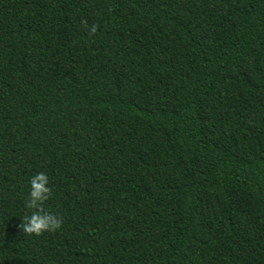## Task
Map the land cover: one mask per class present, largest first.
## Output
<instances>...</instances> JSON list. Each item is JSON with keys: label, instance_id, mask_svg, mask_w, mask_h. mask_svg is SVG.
Returning <instances> with one entry per match:
<instances>
[{"label": "trees", "instance_id": "obj_1", "mask_svg": "<svg viewBox=\"0 0 264 264\" xmlns=\"http://www.w3.org/2000/svg\"><path fill=\"white\" fill-rule=\"evenodd\" d=\"M0 264H264V0H0Z\"/></svg>", "mask_w": 264, "mask_h": 264}, {"label": "clouds", "instance_id": "obj_2", "mask_svg": "<svg viewBox=\"0 0 264 264\" xmlns=\"http://www.w3.org/2000/svg\"><path fill=\"white\" fill-rule=\"evenodd\" d=\"M84 23L89 34H95L96 26L93 24L88 27L86 22ZM51 194L50 180L45 172H36L29 177L27 196L24 201V207L29 214L21 219L22 222L18 226L23 235L38 237L44 233H52L61 229L62 218L45 207Z\"/></svg>", "mask_w": 264, "mask_h": 264}]
</instances>
